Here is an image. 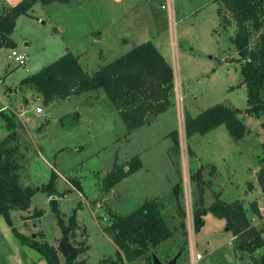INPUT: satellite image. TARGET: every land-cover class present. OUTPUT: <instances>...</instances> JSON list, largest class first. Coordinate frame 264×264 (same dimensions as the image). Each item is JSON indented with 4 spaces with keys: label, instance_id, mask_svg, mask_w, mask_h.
Masks as SVG:
<instances>
[{
    "label": "rangeland",
    "instance_id": "obj_1",
    "mask_svg": "<svg viewBox=\"0 0 264 264\" xmlns=\"http://www.w3.org/2000/svg\"><path fill=\"white\" fill-rule=\"evenodd\" d=\"M15 4L17 0H0V14ZM224 13L231 17L228 11ZM218 26L215 0L56 1L36 4L30 16L20 17L11 36L16 48H0V107L10 106L5 111L17 115L18 128L25 134L23 142L19 141L25 155L23 183L43 187L53 173L58 175L57 190L67 194L58 198L60 210L66 220L78 210V239L90 246L82 262L100 264L116 257L118 248L105 232L112 213L126 216L153 199L159 201L174 233L153 250L152 255L163 264L179 254L177 264H254V258L264 257V248L253 256L235 250L236 238L226 221L211 213L199 232L194 227L196 208L201 204L208 208L220 197L227 202L242 201L252 225L264 229V193L259 183L264 171V118L240 115L249 127L241 143L234 142L225 127L190 139L185 134V120L214 105L243 112L248 107L242 63L231 42L235 25L224 30ZM148 41L159 46L176 69L174 109L132 133L103 90L93 92L91 98L82 94L48 104L33 90L30 94L27 88L19 90L20 80L68 53L77 56L84 70L93 75ZM13 50L27 56L26 67L11 59ZM92 98L97 99L96 106ZM38 107L42 114L35 112ZM175 130L180 134L179 149L168 137ZM134 157L140 158L143 168L117 184L113 194L106 192L104 180L114 164L127 170ZM201 167L208 182L202 202L190 179ZM73 181L81 183V191ZM175 183L182 188L180 208L173 192ZM51 199L39 191L28 211L12 213V221L21 233L55 246L62 232ZM255 203L261 218L253 211ZM36 211L43 214L36 216ZM127 264L153 262L138 259Z\"/></svg>",
    "mask_w": 264,
    "mask_h": 264
},
{
    "label": "trees",
    "instance_id": "obj_2",
    "mask_svg": "<svg viewBox=\"0 0 264 264\" xmlns=\"http://www.w3.org/2000/svg\"><path fill=\"white\" fill-rule=\"evenodd\" d=\"M56 1L68 0H22L2 11L0 48H16L11 36L20 17L30 16L36 4L48 5ZM215 3L219 6V26L224 30L234 24L236 28L231 42L239 56L237 61L242 63L240 73L243 77L242 85L247 89L248 107L243 112L222 104L214 105L196 117H188L185 120V134L186 138L190 139L195 135L205 136L225 127L232 140L241 143L249 135V127L240 115L245 113L258 119L264 118V0H215ZM225 11H228L231 17L226 15ZM19 88L33 90L43 97L46 104L57 99L103 90L118 110L128 132L132 133L154 123L160 115L174 106L176 82L173 67L158 48L148 41L101 67L93 75L84 70L77 56L68 53L40 72L22 80ZM128 100L131 101L130 105L126 104ZM77 115L76 122L79 119V114ZM17 118L14 112L0 111V128H5L8 133L5 139L0 140V215L5 218L22 245L38 251L48 264H62V257L65 258V264H85L80 259L87 256L90 246L78 239V231L81 228L78 210H75L68 220L60 210L58 198L67 194L57 190L58 175L53 173L50 182L43 187L34 188L23 183L24 154L19 141L24 132L19 130ZM168 137L173 140V147L179 149V131H172ZM190 153L194 154L192 150ZM127 167L126 170L125 166L114 164L104 180L106 192H110L117 184L142 169L143 164L139 157H134ZM190 179L197 186L199 200L202 202L205 185L208 183L205 181L204 168H199ZM73 183L75 188L81 191L80 182ZM259 183L264 193V171L259 175ZM250 187L254 189L252 185ZM39 191L48 193L52 198L51 208L62 232L56 246L45 242L42 233L39 236L43 241L21 233L12 221V213L28 211L33 196ZM181 191L180 184L173 188L179 208L182 207ZM162 209L158 200H151L126 216L112 213L111 223L105 232L118 250L116 257L105 258L100 264H127L138 259L152 263L153 250L174 234L162 214ZM253 211L262 217L258 204H253ZM209 213L226 221L227 229L236 238L235 250L253 256L264 248V229L260 230L252 225L242 201L227 202L217 197L208 208L201 204L194 212L196 233L205 226V217ZM42 214V211H36L35 215ZM253 262L264 264V257L261 260L254 258Z\"/></svg>",
    "mask_w": 264,
    "mask_h": 264
},
{
    "label": "crops",
    "instance_id": "obj_3",
    "mask_svg": "<svg viewBox=\"0 0 264 264\" xmlns=\"http://www.w3.org/2000/svg\"><path fill=\"white\" fill-rule=\"evenodd\" d=\"M22 0H17V3L19 4ZM217 4V3H216ZM17 5V4H15ZM14 5V6H15ZM13 7V6H11ZM218 5H217V12H218ZM5 9H7L6 7H4ZM218 14V13H217ZM219 19V16H218ZM220 27V26H218ZM217 30V29H216ZM216 30H214V32H216ZM216 33H219L218 31ZM155 45V44H154ZM156 46V45H155ZM158 48V50L160 51V53L165 57V59L169 62V64L173 67L174 72H175V82H176V89H177V78H176V69L175 67L172 65V63L170 62L169 57L162 51L160 50L159 46H156ZM30 76V75H29ZM27 76V77H29ZM27 77L23 78L22 80L26 79ZM19 82V85L21 83V81ZM18 85V86H19ZM9 88V87H8ZM13 89V88H12ZM19 89V88H18ZM20 90V89H19ZM22 91V90H20ZM28 91H32V90H27ZM30 94V92H28ZM36 93V92H35ZM92 93H86L90 96V98L92 97ZM37 95H39L38 93H36ZM95 94V93H93ZM93 100L91 101V103H93V106H96L98 101L97 99L95 100L94 98H92ZM10 106H1L0 107V111H3L5 108H9ZM174 108L169 109L166 113L160 115L157 119L159 120L161 117H163L165 114H167L168 112H171ZM36 112V110H35ZM154 121V122H156ZM24 124V123H23ZM25 128H26V124H24ZM145 127V126H144ZM141 129V128H139ZM26 131H28V129H26ZM8 133L5 131L0 132V140H3L7 137ZM25 136V134H21L20 137V143L23 142L22 141V137ZM197 154V153H196ZM25 157V155H24ZM143 168V167H142ZM141 170V169H140ZM139 170V171H140ZM139 171H137L136 173L130 175L129 177H127L125 180H123L121 183L127 181L131 176L139 173ZM120 183V184H121ZM81 184V183H80ZM118 184V185H120ZM180 184V183H177ZM176 183L173 184V188L177 185ZM118 187V186H117ZM115 187L113 188V190H111L112 194L114 192ZM110 192V193H111ZM62 193V192H61ZM109 193V194H110ZM158 197V196H157ZM159 198V197H158ZM153 200H157V199H153ZM145 203V202H144ZM143 203V204H144ZM142 204V205H143ZM141 205V206H142ZM140 206V207H141ZM139 207V208H140ZM138 208V209H139ZM14 224V222H13ZM105 233V232H104ZM107 235V234H106ZM108 236V235H107ZM112 240V239H111ZM56 246V245H55ZM83 258V257H82ZM81 260V259H80ZM62 264H65V260L63 259V257L61 258ZM82 261V260H81ZM0 264H48V262L46 261L45 258H43L41 256V254L36 251L35 249H32L26 245H22V243L20 242V240L14 235L12 228L10 227V225L7 223V221L5 220V218L3 216L0 215ZM86 264V263H85Z\"/></svg>",
    "mask_w": 264,
    "mask_h": 264
},
{
    "label": "built area",
    "instance_id": "obj_4",
    "mask_svg": "<svg viewBox=\"0 0 264 264\" xmlns=\"http://www.w3.org/2000/svg\"><path fill=\"white\" fill-rule=\"evenodd\" d=\"M11 59L19 66V67H26L27 65V61L28 58L25 54H21L19 53L17 50H13L12 51V56ZM8 108H5L4 110H6ZM44 111L42 109V107H38L36 109V113L37 114H42ZM200 258V256H198V259Z\"/></svg>",
    "mask_w": 264,
    "mask_h": 264
},
{
    "label": "water",
    "instance_id": "obj_5",
    "mask_svg": "<svg viewBox=\"0 0 264 264\" xmlns=\"http://www.w3.org/2000/svg\"><path fill=\"white\" fill-rule=\"evenodd\" d=\"M181 254L177 255L172 261L167 264H177L180 259ZM153 257V264H163L155 254L152 255Z\"/></svg>",
    "mask_w": 264,
    "mask_h": 264
}]
</instances>
